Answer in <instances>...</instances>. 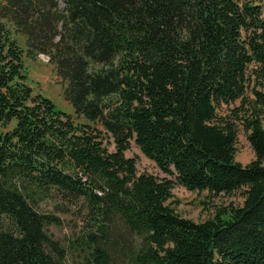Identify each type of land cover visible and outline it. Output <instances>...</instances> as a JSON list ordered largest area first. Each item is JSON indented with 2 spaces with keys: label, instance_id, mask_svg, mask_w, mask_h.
Masks as SVG:
<instances>
[{
  "label": "trees",
  "instance_id": "trees-1",
  "mask_svg": "<svg viewBox=\"0 0 264 264\" xmlns=\"http://www.w3.org/2000/svg\"><path fill=\"white\" fill-rule=\"evenodd\" d=\"M14 33L86 123L34 92ZM263 117L264 0H0V264H68L46 230L59 218L38 210L53 197L81 203L83 264L111 263L117 222L137 238L126 264H264ZM131 141L186 189L242 203L179 215Z\"/></svg>",
  "mask_w": 264,
  "mask_h": 264
},
{
  "label": "rangeland",
  "instance_id": "rangeland-1",
  "mask_svg": "<svg viewBox=\"0 0 264 264\" xmlns=\"http://www.w3.org/2000/svg\"><path fill=\"white\" fill-rule=\"evenodd\" d=\"M13 36L17 40L19 47L24 51L23 63L27 71V82L34 92L42 93L49 97L57 109L71 114L76 123H86L87 121L84 118L74 115L72 106L64 96L66 81L57 74L54 65L49 62L48 57L43 54L38 55L34 59L27 57L25 54V37L20 33H14ZM107 144L108 148L112 150L113 145L108 142ZM235 146L236 161L244 165L253 159V151L242 128L237 131ZM124 155L135 159L138 174L149 173L158 179H171L173 181L172 197L167 203L179 215L190 218L193 221H204L214 213L217 207L239 205L243 201L240 190L228 195L223 193L212 195L207 191L198 192L186 189L175 182V178L171 174L159 169L151 159L142 153L133 141L130 142L128 149L124 151ZM80 204L77 206L68 205L59 197L45 198L38 204L40 212L50 213L59 218L58 224H49L46 226V230L49 235L61 242L65 251V262L68 264H83L84 260V252L71 246L72 238L78 236L82 229L83 211L78 209ZM136 239L133 234L127 232L122 224L117 222L111 235L113 245L108 247V251L111 254L110 264H126L121 258L120 249L123 245H127Z\"/></svg>",
  "mask_w": 264,
  "mask_h": 264
}]
</instances>
